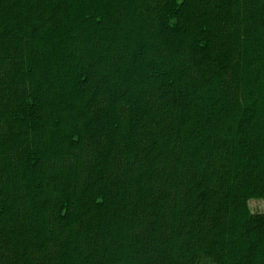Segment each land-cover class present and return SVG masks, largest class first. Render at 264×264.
<instances>
[{"label":"trees","instance_id":"16d2710c","mask_svg":"<svg viewBox=\"0 0 264 264\" xmlns=\"http://www.w3.org/2000/svg\"><path fill=\"white\" fill-rule=\"evenodd\" d=\"M264 0H0V264H264Z\"/></svg>","mask_w":264,"mask_h":264},{"label":"rangeland","instance_id":"374dc122","mask_svg":"<svg viewBox=\"0 0 264 264\" xmlns=\"http://www.w3.org/2000/svg\"><path fill=\"white\" fill-rule=\"evenodd\" d=\"M250 206L254 212L262 211L264 208V203L261 200L255 199L250 201Z\"/></svg>","mask_w":264,"mask_h":264}]
</instances>
